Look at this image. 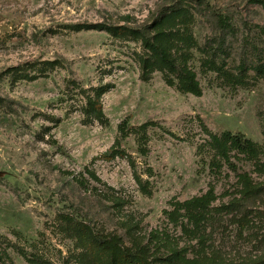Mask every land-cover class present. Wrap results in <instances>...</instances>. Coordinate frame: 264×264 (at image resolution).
<instances>
[{
  "label": "rangeland",
  "instance_id": "1",
  "mask_svg": "<svg viewBox=\"0 0 264 264\" xmlns=\"http://www.w3.org/2000/svg\"><path fill=\"white\" fill-rule=\"evenodd\" d=\"M261 1L0 0V264H85L80 224L157 254L264 262V195L245 217L220 209L240 197V174L264 187ZM177 6L172 53L199 95L145 67L139 37L104 28L144 29ZM113 148L123 154L106 159ZM208 190L212 217L187 232L176 203Z\"/></svg>",
  "mask_w": 264,
  "mask_h": 264
},
{
  "label": "trees",
  "instance_id": "2",
  "mask_svg": "<svg viewBox=\"0 0 264 264\" xmlns=\"http://www.w3.org/2000/svg\"><path fill=\"white\" fill-rule=\"evenodd\" d=\"M261 3L264 7V1H261ZM186 12L181 6L173 7L167 12L161 13L149 26L140 30L130 29L123 25L104 28L117 37L128 33L139 37L148 56L143 59L145 67L151 65L161 71L169 84H172V81L167 75L170 73L175 74L177 78L176 86L179 90L199 95L200 90L194 73L184 64L179 65L180 60L185 61L184 56L181 55L177 58L172 53V48H176V44L174 46L172 42V38L176 34L173 29L176 27V22H180L181 17ZM96 26L101 27L102 25H86V28ZM99 94L100 92H97L96 97L89 102L90 109L92 108L97 117H100L102 114ZM0 101L3 102L1 99ZM2 106H4L3 103ZM223 139L239 152L252 156L258 152L255 145L240 134L224 133ZM217 147L225 155L220 143L217 144ZM121 154H123L121 150L113 148L109 151L106 159H111ZM239 180L242 186L240 197L221 205L220 209L232 213H235L237 210H245L242 213V216L245 217L244 213L248 211L246 203L257 199L260 195H264V187L259 183L252 182L245 173L239 175ZM212 200H214V194L212 190H208L200 196L176 203L178 208L183 209V213L180 214L186 219V223L192 225V228L186 224L183 225L187 232L195 230L201 233L205 231L206 222L212 217ZM176 213L175 210L173 213H170V218L173 221L177 219ZM80 226L81 233L79 236L77 235V240L83 250L81 259L85 264H221L218 259L211 257L205 258V262L198 259H185L178 249L171 246H167L169 250L167 254H157L142 242L129 246L124 245L121 243L119 236L111 235L107 237L99 235L89 225L80 224ZM239 264H264V262L257 260Z\"/></svg>",
  "mask_w": 264,
  "mask_h": 264
}]
</instances>
